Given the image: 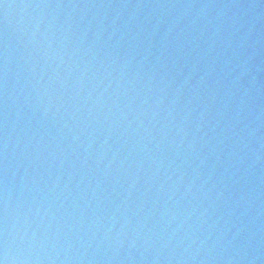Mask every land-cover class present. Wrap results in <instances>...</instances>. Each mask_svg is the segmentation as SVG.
Instances as JSON below:
<instances>
[{
	"label": "water",
	"instance_id": "95a60500",
	"mask_svg": "<svg viewBox=\"0 0 264 264\" xmlns=\"http://www.w3.org/2000/svg\"><path fill=\"white\" fill-rule=\"evenodd\" d=\"M0 260L264 264V0H0Z\"/></svg>",
	"mask_w": 264,
	"mask_h": 264
},
{
	"label": "clouds",
	"instance_id": "9594fccd",
	"mask_svg": "<svg viewBox=\"0 0 264 264\" xmlns=\"http://www.w3.org/2000/svg\"><path fill=\"white\" fill-rule=\"evenodd\" d=\"M0 264H5V260H0Z\"/></svg>",
	"mask_w": 264,
	"mask_h": 264
}]
</instances>
